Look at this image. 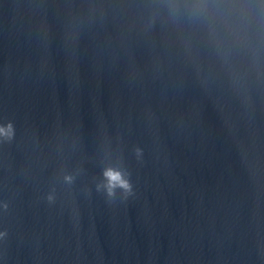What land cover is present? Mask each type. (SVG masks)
Here are the masks:
<instances>
[{
    "label": "clouds",
    "instance_id": "clouds-1",
    "mask_svg": "<svg viewBox=\"0 0 264 264\" xmlns=\"http://www.w3.org/2000/svg\"><path fill=\"white\" fill-rule=\"evenodd\" d=\"M169 17L174 22L186 21L207 28L210 37L215 41L218 26H222L229 38L240 42L254 30L258 41L264 39V4L253 6L249 0H164ZM256 59L260 56L259 47L253 50ZM15 138V126L12 122L0 124V142H11ZM137 159L142 156V150H135ZM73 175H65L67 184L74 182ZM97 193L102 194L109 202L117 196L127 198L133 194L130 173L121 167L108 166L102 170V179L95 185ZM47 200H55L54 190L48 194ZM7 203L0 205L7 210ZM6 233H0V237Z\"/></svg>",
    "mask_w": 264,
    "mask_h": 264
}]
</instances>
